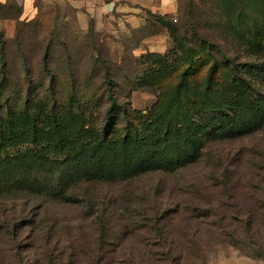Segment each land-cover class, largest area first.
I'll list each match as a JSON object with an SVG mask.
<instances>
[{
    "label": "rangeland",
    "instance_id": "374dc122",
    "mask_svg": "<svg viewBox=\"0 0 264 264\" xmlns=\"http://www.w3.org/2000/svg\"><path fill=\"white\" fill-rule=\"evenodd\" d=\"M179 3L173 23L180 34L191 26L240 68L219 61L208 93L207 45L194 52L203 59L186 78L188 63L177 58L158 89H136L148 74L140 56L175 46L150 13L139 29L114 17L87 29L31 22L15 35L0 32V128L11 121L13 129L12 145L0 151V264H264V118L255 119L264 109V51L257 55L240 36L249 19L236 30L228 22L246 0ZM154 23L156 33L145 36ZM238 75L258 90L230 88ZM175 83L182 99L190 87L201 100L217 94L222 103L218 112L193 117L205 124L192 126L189 139L200 161L173 169L165 163L174 157L170 147L156 145L158 132L144 123L153 103L152 115L166 109L164 94ZM109 89L119 107L101 143ZM126 110L137 128L129 143ZM82 141L100 146L70 159L63 188L31 181L36 163L55 170L65 162L56 145L74 151Z\"/></svg>",
    "mask_w": 264,
    "mask_h": 264
},
{
    "label": "trees",
    "instance_id": "16d2710c",
    "mask_svg": "<svg viewBox=\"0 0 264 264\" xmlns=\"http://www.w3.org/2000/svg\"><path fill=\"white\" fill-rule=\"evenodd\" d=\"M180 4V3H179ZM150 13V12H149ZM233 15L228 20V22L233 23L234 22V29L237 28V23L243 19V16H245L247 19L250 20L249 23H247L245 26H243V32L241 33V37L244 42L248 45V47L252 48L253 52L257 55L264 51V47H260L261 41L264 42V21L262 19L264 18V0H261L259 3L257 0H246V3L243 6V10H234ZM152 15H155L158 19L157 22H159L160 26L165 28L171 36V38L174 41L175 46H173V49L170 48L166 50L165 52H158V51H150L145 54H142L140 56L141 62H143L146 67L148 74H146L141 80L140 83L136 86V89H143L144 87H151L154 89H158L162 83H164L170 75V71L172 70V67L177 62L180 61H187L188 65L183 68L182 70V79L186 78L189 73L196 69L197 64L199 65V61L203 59L202 56H196L194 54L195 51H199L200 48L204 45H207V55L212 59L213 63L209 65L207 68V74H208V82L209 84L202 89L203 93H208L210 89H215L213 79H215L214 75H216V64L219 61H224L226 64L230 65L235 72H238L240 69L239 66L236 64L235 60L231 57H229L226 54H223L221 51V47L216 45L210 46L212 43L209 40H202V37L198 34L197 31L192 29L190 26L187 30V34L185 36H182L180 34L179 29L177 28L176 24L173 23V20H175L176 16H168V15H158L154 13H150ZM156 23L151 24L152 27H154V30L151 31L148 35H153L156 33ZM231 31L233 30V26H230ZM232 35V38L237 36L236 34L228 33ZM235 39V38H234ZM216 48V51L213 49ZM220 51V53H219ZM174 53V55H173ZM177 53V55L175 54ZM174 57V59H173ZM182 58V59H177ZM45 66H47V58H44ZM175 62V63H174ZM197 62V63H195ZM181 63V62H180ZM205 65V64H204ZM203 65V66H204ZM260 65V64H258ZM256 65V67L258 66ZM216 86V85H215ZM232 86L239 87V90L243 92L248 91H257L258 89L255 87V85L248 80L247 78H244L242 76H236V79H233L230 83V88ZM166 88H170L169 85H166ZM190 87H187V93L188 96L185 97V99H182L183 96V90L179 87V84L175 83L173 87H171L169 90H166V95L164 94V99H168L167 106L165 110H157L155 115H152V113L155 111V107L157 103H153L151 105L150 115L147 116V123H144V129H147L148 132L153 133L154 131L158 132V139L156 140V145L160 144L161 142H164L168 147H170V151L172 152V155L174 156L172 159L168 160V162H165L171 168L176 167H185L192 164H197L200 159L201 155H196L195 152L197 150H193L191 148V144L189 142L192 126H205V124L200 123V121L193 120V117L196 113L200 114L201 111L203 113L208 112H218V110L221 108V101L218 99L217 94L213 97L205 98L201 100L199 96H197V93L193 89H189ZM135 89V90H136ZM198 91V90H196ZM171 92V93H170ZM169 93L171 95H169ZM109 96L110 100L112 102L106 116L105 120V131L102 133L101 137V143L107 142L109 140L110 132L109 129L111 127L112 121L115 118V111L116 108L119 107L118 100L116 96L114 95L112 89H109ZM170 96V98H168ZM186 100V106L182 104V102ZM209 105V109H208ZM207 108V110H205ZM258 111L260 110V106L256 108ZM140 110V109H139ZM131 113H137L136 109L130 110ZM185 111V112H184ZM262 114H259V116H255L256 120H260L264 118V109L261 110ZM125 114L127 116V123L125 127V136L123 138L124 143H129L131 139L132 132L137 129L134 125V122L131 120L129 111H125ZM177 117H182L181 121H178ZM185 116L193 122L198 123H186ZM201 120V119H200ZM12 122H8V125L2 126L0 128V151L4 146L12 145L13 138L11 136L13 135L12 131ZM32 124H34L32 119ZM211 124V123H210ZM219 124V123H217ZM260 124V123H255ZM211 125L210 127H213ZM23 137V135H22ZM32 137L34 139H37V134L34 132L32 134ZM147 137V136H146ZM7 138V139H6ZM24 138V137H23ZM86 141V140H85ZM15 142V141H14ZM193 148H195V142H193ZM91 146L92 148L98 149L100 144H91L86 143L82 141L80 150H74L70 151L67 149L66 144L60 143L54 147L53 150H55L58 153H64L66 154L65 162L57 169L55 170H49L46 169L42 164L36 163L31 171V181L37 185H41L44 187H48L50 189H61L64 187L65 183L68 180L69 172L71 167L74 166L75 163H73L70 159L76 158L78 155L79 157L81 155H84L87 153L88 147ZM123 146L122 148H124ZM194 152V153H192ZM1 154V152H0ZM160 159L163 161L164 156H160ZM164 162V161H163Z\"/></svg>",
    "mask_w": 264,
    "mask_h": 264
},
{
    "label": "crops",
    "instance_id": "0c3cea01",
    "mask_svg": "<svg viewBox=\"0 0 264 264\" xmlns=\"http://www.w3.org/2000/svg\"><path fill=\"white\" fill-rule=\"evenodd\" d=\"M179 2L180 0H0V32H6L8 36L15 35L21 24L31 22L42 25L46 30L68 21L75 24L77 29H87L94 21L102 25L114 17H120V21L124 20L133 29H139L146 23V13L177 16Z\"/></svg>",
    "mask_w": 264,
    "mask_h": 264
}]
</instances>
